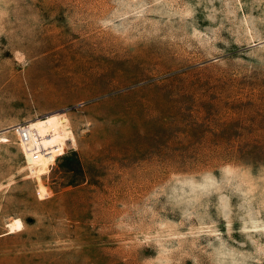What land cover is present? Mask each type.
<instances>
[{
	"label": "rangeland",
	"instance_id": "374dc122",
	"mask_svg": "<svg viewBox=\"0 0 264 264\" xmlns=\"http://www.w3.org/2000/svg\"><path fill=\"white\" fill-rule=\"evenodd\" d=\"M0 264H264V0H0Z\"/></svg>",
	"mask_w": 264,
	"mask_h": 264
},
{
	"label": "bare ground",
	"instance_id": "6f19581e",
	"mask_svg": "<svg viewBox=\"0 0 264 264\" xmlns=\"http://www.w3.org/2000/svg\"><path fill=\"white\" fill-rule=\"evenodd\" d=\"M29 125L31 128L30 138L26 144L22 145L24 151V157H26L29 162L38 161L42 158L43 155H47L52 150H55L58 147H60V143L58 142V140H56L57 139L56 134L53 131L52 126L49 124V119L43 122L38 121V123L35 125H31L29 123ZM47 138H50V140H48ZM37 140L39 141L38 145H37ZM35 144H36V149L38 151L36 153L34 152L32 153L31 152L33 148L32 146H34ZM68 146H72V144L61 146L60 148L61 150L58 152V154L63 155L68 149ZM6 227H7L6 234H10L22 230L24 224L20 218L15 217V218H11L7 222Z\"/></svg>",
	"mask_w": 264,
	"mask_h": 264
},
{
	"label": "built area",
	"instance_id": "2783aa9c",
	"mask_svg": "<svg viewBox=\"0 0 264 264\" xmlns=\"http://www.w3.org/2000/svg\"><path fill=\"white\" fill-rule=\"evenodd\" d=\"M14 130L18 136V141H19V144L22 148V145L23 144H26L27 141L29 140L30 138V134H31V128H30V125L29 123L27 124H18L14 127ZM39 141L37 140V145L39 144L38 143ZM32 150L31 152L33 153H36L38 150L36 149V144L34 146H32ZM29 149V148H27ZM23 150V148H22ZM24 152V151H23Z\"/></svg>",
	"mask_w": 264,
	"mask_h": 264
},
{
	"label": "crops",
	"instance_id": "0c3cea01",
	"mask_svg": "<svg viewBox=\"0 0 264 264\" xmlns=\"http://www.w3.org/2000/svg\"><path fill=\"white\" fill-rule=\"evenodd\" d=\"M11 218H15V217H11ZM19 218V217H18ZM15 233V232H14ZM11 234V233H10Z\"/></svg>",
	"mask_w": 264,
	"mask_h": 264
}]
</instances>
